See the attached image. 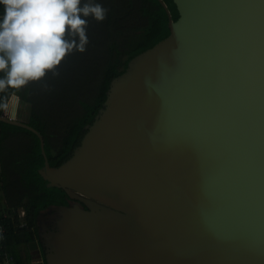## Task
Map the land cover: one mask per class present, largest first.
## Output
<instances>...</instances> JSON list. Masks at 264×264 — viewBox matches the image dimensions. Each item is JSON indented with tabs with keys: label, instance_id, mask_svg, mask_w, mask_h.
Wrapping results in <instances>:
<instances>
[{
	"label": "water",
	"instance_id": "95a60500",
	"mask_svg": "<svg viewBox=\"0 0 264 264\" xmlns=\"http://www.w3.org/2000/svg\"><path fill=\"white\" fill-rule=\"evenodd\" d=\"M169 35L134 56L48 187L45 264H264V0H173Z\"/></svg>",
	"mask_w": 264,
	"mask_h": 264
},
{
	"label": "trees",
	"instance_id": "16d2710c",
	"mask_svg": "<svg viewBox=\"0 0 264 264\" xmlns=\"http://www.w3.org/2000/svg\"><path fill=\"white\" fill-rule=\"evenodd\" d=\"M163 1L176 20L178 12L173 0ZM85 2L99 3L106 9L101 22L87 18L86 50L73 51L38 81L0 91V114L13 95L29 105L25 122L42 136L50 166L60 165L79 144L84 126L102 107L111 80L125 71L130 59L169 35L168 15L159 0H81V5ZM65 38L73 37L66 33ZM5 76L0 72L1 79ZM43 164L38 136L0 121L4 201L0 209V225L4 228L0 246L4 250L12 238L23 245L36 239L40 212L49 206L68 204L65 191L48 187L40 175Z\"/></svg>",
	"mask_w": 264,
	"mask_h": 264
},
{
	"label": "clouds",
	"instance_id": "9594fccd",
	"mask_svg": "<svg viewBox=\"0 0 264 264\" xmlns=\"http://www.w3.org/2000/svg\"><path fill=\"white\" fill-rule=\"evenodd\" d=\"M0 91L38 81L88 44V17L105 19L99 3L81 0H0ZM66 33L73 37L66 39Z\"/></svg>",
	"mask_w": 264,
	"mask_h": 264
},
{
	"label": "crops",
	"instance_id": "0c3cea01",
	"mask_svg": "<svg viewBox=\"0 0 264 264\" xmlns=\"http://www.w3.org/2000/svg\"><path fill=\"white\" fill-rule=\"evenodd\" d=\"M1 79V78H0ZM16 102L18 105H16ZM25 106L26 119L29 116V105L26 103H21ZM1 114H5L8 117L15 118L20 120V99L16 95H13ZM22 121V120H21ZM26 121V120H24ZM1 172V168H0ZM2 184L0 183V209L4 207V201L2 198ZM5 216V215H4ZM7 248V249H6ZM6 251L13 255L16 264H44L42 260V255L39 257L35 252H30L27 248V245L20 244L17 239H10L6 246Z\"/></svg>",
	"mask_w": 264,
	"mask_h": 264
},
{
	"label": "built area",
	"instance_id": "2783aa9c",
	"mask_svg": "<svg viewBox=\"0 0 264 264\" xmlns=\"http://www.w3.org/2000/svg\"><path fill=\"white\" fill-rule=\"evenodd\" d=\"M23 215V212H21ZM4 228L0 225V242L2 241V234ZM0 264H16V260L13 255L9 254L2 246H0Z\"/></svg>",
	"mask_w": 264,
	"mask_h": 264
},
{
	"label": "rangeland",
	"instance_id": "374dc122",
	"mask_svg": "<svg viewBox=\"0 0 264 264\" xmlns=\"http://www.w3.org/2000/svg\"><path fill=\"white\" fill-rule=\"evenodd\" d=\"M20 120L22 121L26 120L25 106L21 105V102H20Z\"/></svg>",
	"mask_w": 264,
	"mask_h": 264
},
{
	"label": "flooded vegetation",
	"instance_id": "af4514ba",
	"mask_svg": "<svg viewBox=\"0 0 264 264\" xmlns=\"http://www.w3.org/2000/svg\"><path fill=\"white\" fill-rule=\"evenodd\" d=\"M72 202H73V201H71V200L68 199V204H67V205L71 204ZM35 253H36V252H35ZM37 255H38V254H37ZM42 260H43V262H45L44 259H43V257H42Z\"/></svg>",
	"mask_w": 264,
	"mask_h": 264
}]
</instances>
